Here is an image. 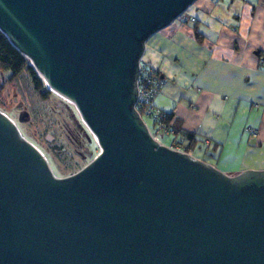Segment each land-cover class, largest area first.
Wrapping results in <instances>:
<instances>
[{
  "label": "water",
  "instance_id": "water-1",
  "mask_svg": "<svg viewBox=\"0 0 264 264\" xmlns=\"http://www.w3.org/2000/svg\"><path fill=\"white\" fill-rule=\"evenodd\" d=\"M194 1L0 0V32L99 148L58 178L0 111V264H264V170L161 145L135 109L145 43Z\"/></svg>",
  "mask_w": 264,
  "mask_h": 264
},
{
  "label": "crops",
  "instance_id": "crops-1",
  "mask_svg": "<svg viewBox=\"0 0 264 264\" xmlns=\"http://www.w3.org/2000/svg\"><path fill=\"white\" fill-rule=\"evenodd\" d=\"M140 63L160 74L153 107L195 137L194 158L227 175L264 169V0H195Z\"/></svg>",
  "mask_w": 264,
  "mask_h": 264
},
{
  "label": "rangeland",
  "instance_id": "rangeland-1",
  "mask_svg": "<svg viewBox=\"0 0 264 264\" xmlns=\"http://www.w3.org/2000/svg\"><path fill=\"white\" fill-rule=\"evenodd\" d=\"M37 76L45 86L43 96L34 90L28 71L14 79H9V72L0 71V111L15 123L23 138L41 151L53 174L63 178L89 163L99 148L74 106L48 90ZM144 121L152 132L151 122ZM158 142L170 146L171 136L159 135ZM261 164H246L239 173L264 170L249 169Z\"/></svg>",
  "mask_w": 264,
  "mask_h": 264
},
{
  "label": "trees",
  "instance_id": "trees-1",
  "mask_svg": "<svg viewBox=\"0 0 264 264\" xmlns=\"http://www.w3.org/2000/svg\"><path fill=\"white\" fill-rule=\"evenodd\" d=\"M25 70L29 72L34 90L43 96L45 86L43 85L40 78L37 76L36 72L30 66L28 59L25 58L22 54H20L13 46H11V44L8 42L6 37L0 32V71L9 72L10 73L9 79H14ZM145 71H147L156 81H158L159 85L161 86L162 80L158 72L153 71L148 67H145ZM139 114H141V111H139ZM160 115L162 116L161 122L163 126L165 128H170L172 130V134H170L172 135L173 138L171 147L173 149H179V151L187 153L192 156V152L194 151V148L197 143L195 137L189 133H182L178 128L168 126V123L170 121L169 116L161 112ZM201 161L208 163L205 160H201ZM84 166L80 167L78 170H80Z\"/></svg>",
  "mask_w": 264,
  "mask_h": 264
},
{
  "label": "built area",
  "instance_id": "built-area-1",
  "mask_svg": "<svg viewBox=\"0 0 264 264\" xmlns=\"http://www.w3.org/2000/svg\"><path fill=\"white\" fill-rule=\"evenodd\" d=\"M159 88V82L156 81L147 71H145V66L140 63L139 75L137 79L138 99L135 109L138 113L141 111V114L139 115L143 121L144 119H148L151 122L152 132H150V134L156 141H158L159 135L172 134V130L170 128H165L163 126L160 112L152 106V100L159 92ZM249 134L253 136L255 135V132L253 130H249Z\"/></svg>",
  "mask_w": 264,
  "mask_h": 264
},
{
  "label": "bare ground",
  "instance_id": "bare-ground-1",
  "mask_svg": "<svg viewBox=\"0 0 264 264\" xmlns=\"http://www.w3.org/2000/svg\"><path fill=\"white\" fill-rule=\"evenodd\" d=\"M53 94H55L56 96L60 97L62 100L66 101L67 103L71 104V102H69L67 99H65L64 97L60 96L59 94H57L56 92H54L53 90H51L50 88H48ZM72 105V104H71Z\"/></svg>",
  "mask_w": 264,
  "mask_h": 264
}]
</instances>
